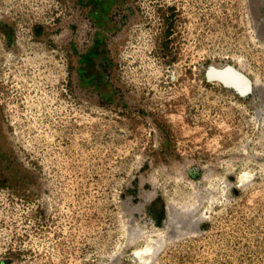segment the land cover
I'll return each mask as SVG.
<instances>
[{
    "label": "rangeland",
    "instance_id": "1",
    "mask_svg": "<svg viewBox=\"0 0 264 264\" xmlns=\"http://www.w3.org/2000/svg\"><path fill=\"white\" fill-rule=\"evenodd\" d=\"M0 264H264V0H0Z\"/></svg>",
    "mask_w": 264,
    "mask_h": 264
},
{
    "label": "bare ground",
    "instance_id": "2",
    "mask_svg": "<svg viewBox=\"0 0 264 264\" xmlns=\"http://www.w3.org/2000/svg\"><path fill=\"white\" fill-rule=\"evenodd\" d=\"M223 69V70H222ZM209 76L210 77H216V78H220L221 80H223L224 82H226L227 84H232L234 87H236L240 92H244V88L245 87V81H243V77H240L239 75L231 72L228 70V67L225 65V66H222V67H212L210 70H209ZM244 175V174H243ZM241 177V176H240ZM242 179V178H241ZM176 211H177V214L178 216H184L188 213H193V209L191 207V205H177L176 207ZM195 215L197 214L196 212H194ZM194 215V216H195ZM153 242V241H152ZM151 242V243H152ZM151 248V245H148L146 246L145 249L141 250V251H136V254L135 256L137 257H141L142 254L148 252V250ZM139 249V248H138ZM148 254V253H147ZM146 256V255H145ZM149 257V256H148ZM147 257V258H148ZM146 258V257H145ZM139 260V259H138ZM139 262V261H138Z\"/></svg>",
    "mask_w": 264,
    "mask_h": 264
},
{
    "label": "water",
    "instance_id": "3",
    "mask_svg": "<svg viewBox=\"0 0 264 264\" xmlns=\"http://www.w3.org/2000/svg\"><path fill=\"white\" fill-rule=\"evenodd\" d=\"M80 1L84 3L97 2L101 6H106L109 2V0H80ZM98 56L99 57L96 58L98 59V61L95 59V68L98 69V71H100V75L102 77L103 82L108 85L110 80L109 64L100 54H98Z\"/></svg>",
    "mask_w": 264,
    "mask_h": 264
}]
</instances>
